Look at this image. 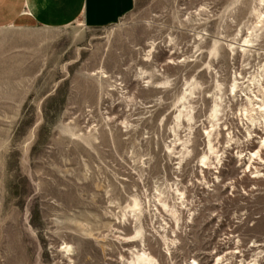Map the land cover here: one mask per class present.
<instances>
[{"label": "rangeland", "instance_id": "1", "mask_svg": "<svg viewBox=\"0 0 264 264\" xmlns=\"http://www.w3.org/2000/svg\"><path fill=\"white\" fill-rule=\"evenodd\" d=\"M246 95L264 103V0L0 28V264H264Z\"/></svg>", "mask_w": 264, "mask_h": 264}, {"label": "crops", "instance_id": "2", "mask_svg": "<svg viewBox=\"0 0 264 264\" xmlns=\"http://www.w3.org/2000/svg\"><path fill=\"white\" fill-rule=\"evenodd\" d=\"M134 0H0V28L18 22L67 27L79 22L98 29L118 22Z\"/></svg>", "mask_w": 264, "mask_h": 264}, {"label": "bare ground", "instance_id": "3", "mask_svg": "<svg viewBox=\"0 0 264 264\" xmlns=\"http://www.w3.org/2000/svg\"><path fill=\"white\" fill-rule=\"evenodd\" d=\"M232 89L235 91L237 89V86L236 84H234L232 86ZM232 91V90H231ZM255 97V96H254ZM246 99L248 101V106L250 107V112H258L261 116L264 115V103L261 101V100H255V101H252V99L250 97H248L246 95ZM255 99V98H254ZM220 105L215 102L214 104V109L212 110V117L213 118H217V114L220 113ZM245 112L247 114V109L245 108ZM179 118V117H178ZM251 118V117H250ZM207 135V146H208V154L206 153L205 155L202 156V160H201V163L208 167L209 165L213 164V162H210L214 157L215 159H217L216 155H217V151L214 150L213 148V145L211 144V140H210V134L209 133H206ZM264 147V138L261 140L260 142V146L259 148H263ZM259 151L257 150L256 152H254L253 154H251V156L249 155L248 156V160H249V165L247 166V170L248 168L251 167V163L253 162V157H256L258 158L259 157ZM260 159V157H259ZM220 160V159H219ZM259 171L257 169H255V173H258ZM138 254V253H136ZM138 261H142V262H147V263H151L153 260V258L149 255V254H146L145 252H142L141 254L137 255L136 256V262L139 263ZM136 263V264H137ZM195 263V262H194ZM134 264V263H133ZM214 264H218L217 262L214 263ZM248 264V263H246Z\"/></svg>", "mask_w": 264, "mask_h": 264}]
</instances>
